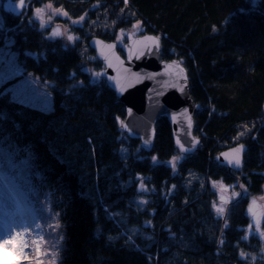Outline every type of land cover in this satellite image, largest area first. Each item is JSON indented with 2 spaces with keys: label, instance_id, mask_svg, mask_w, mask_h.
<instances>
[{
  "label": "trees",
  "instance_id": "trees-1",
  "mask_svg": "<svg viewBox=\"0 0 264 264\" xmlns=\"http://www.w3.org/2000/svg\"><path fill=\"white\" fill-rule=\"evenodd\" d=\"M30 1L31 10L45 1L60 6L80 18L82 31L74 29L79 38L65 45L23 15L2 11L0 45L14 27L17 60L52 84L49 110L0 89V184L18 218L42 232L27 251L33 259L24 261L264 264L250 256L257 237L244 236L248 198L264 184V0ZM135 23L137 33L160 37L162 59L186 67L198 105L200 144L192 154L176 151L165 118L144 152L120 129L123 103L82 68L84 49L93 54L91 36L112 40ZM237 143L247 146L240 171L215 160ZM138 175L151 190L137 189ZM211 181H237L246 193L216 215Z\"/></svg>",
  "mask_w": 264,
  "mask_h": 264
},
{
  "label": "water",
  "instance_id": "water-1",
  "mask_svg": "<svg viewBox=\"0 0 264 264\" xmlns=\"http://www.w3.org/2000/svg\"><path fill=\"white\" fill-rule=\"evenodd\" d=\"M87 45L102 62L99 76L124 105L120 129L128 138L138 140L144 152L151 151L156 122L165 118L176 151L188 155L197 150L200 138L194 133L196 107L189 92L188 73L178 58L161 59L159 36L129 31L126 42L118 46L114 40L93 35ZM241 146L240 165L230 164L229 159L235 155L233 150ZM246 150V144L237 143L221 150L215 160L230 170L240 171Z\"/></svg>",
  "mask_w": 264,
  "mask_h": 264
},
{
  "label": "rangeland",
  "instance_id": "rangeland-1",
  "mask_svg": "<svg viewBox=\"0 0 264 264\" xmlns=\"http://www.w3.org/2000/svg\"><path fill=\"white\" fill-rule=\"evenodd\" d=\"M31 3L30 0H25L24 7L21 8L18 7L19 0H0V27L3 26L1 21L2 11H5L23 15L27 18L29 23H37V27L44 30L48 38H60L65 45L79 38V31H82V29L79 28V26H81L80 18L76 19L70 17L63 8L60 6H53L47 1L40 3L31 10ZM37 9L41 11L38 13ZM42 23L45 26L42 27ZM13 29L14 27L6 29L3 43L0 45V89L2 92L8 93L9 96L16 101L42 110H49L52 105L50 95L52 84L49 81L43 80L33 72L25 70L24 66L17 60V52L12 48L15 40V31ZM74 29L79 30L77 35L73 32ZM139 29V23L117 29L113 32L112 41H116L118 46H121L126 42L127 32L132 31L136 34ZM57 30L60 34L53 36V32ZM68 36H72L74 39L69 41ZM87 48L90 49L88 45ZM91 51L93 54L87 53L86 49H84L85 53L82 68L89 75L99 78L97 72L103 65H101V67L99 66L94 51ZM195 106L198 107V105ZM138 147H140L139 143ZM174 158L177 160L178 155ZM138 177V182L136 183L137 189L141 192H148L151 190L149 182L146 183L145 175H138ZM141 185H143V189ZM210 187L218 193V200L215 203V207H213L216 211V215H223L224 213L218 214L217 208L223 207L225 211L231 202L246 193L242 184L237 181L233 184L211 181ZM141 195V197L148 198L147 196H143V194ZM221 197H223V199H221ZM12 204L11 199L0 184V240H4L10 235H15L17 233L23 235L24 241L27 244V247L24 249L26 255L13 254L11 251L0 249V264H31L32 261L28 262L27 260V262H25L24 260L26 258L31 260L34 257V254L31 256L27 254V251L33 248L32 245H34L36 241L35 236L42 233L39 227L40 224L39 226L29 227V223L26 224L18 218V215L13 214ZM247 214L250 219V224L245 228L244 236L247 238L254 235L257 237L259 243L258 252L256 254L250 253V256L252 259H256L257 257L264 259V184L259 193L249 196ZM35 249L37 250V248Z\"/></svg>",
  "mask_w": 264,
  "mask_h": 264
},
{
  "label": "snow or ice",
  "instance_id": "snow-or-ice-1",
  "mask_svg": "<svg viewBox=\"0 0 264 264\" xmlns=\"http://www.w3.org/2000/svg\"><path fill=\"white\" fill-rule=\"evenodd\" d=\"M24 3L25 0H19V5L18 7H24ZM125 3H127V0H125ZM41 10L37 9V12L39 13ZM42 27L45 26L43 23L41 25ZM59 31H55L53 32V36H57L59 35ZM74 38L72 36H68V40L72 41ZM101 42L97 41V44H99ZM108 47H112L111 45H109ZM99 75V74H97ZM175 119V117H174ZM243 150V146H241V148H237L234 149V157L229 159V163H235L237 166L240 165L241 163V159H240V152ZM175 159V158H174ZM153 160H156V157H153ZM141 188L143 189V185H141ZM221 199H223V197H221ZM215 207V205H214ZM217 212L218 214H222L224 212V208L220 207L217 208ZM27 247V244L24 241V237L23 235L17 233L15 235H10L9 237H7L4 240H0V249H4V250H8L11 251L13 254H20V255H26V253L24 252V249Z\"/></svg>",
  "mask_w": 264,
  "mask_h": 264
},
{
  "label": "bare ground",
  "instance_id": "bare-ground-1",
  "mask_svg": "<svg viewBox=\"0 0 264 264\" xmlns=\"http://www.w3.org/2000/svg\"><path fill=\"white\" fill-rule=\"evenodd\" d=\"M132 32V31H131ZM133 33V32H132ZM145 33H150V32H142V33H136V34H145ZM152 33V32H151ZM118 51L120 52V53H122L121 52V50H120V48H118ZM121 55V54H120ZM123 55V54H122ZM162 59V58H161ZM181 62V61H180ZM181 64L183 65V63L181 62ZM98 73V72H97ZM99 76V75H98ZM95 78H98V77H95ZM99 78H101L100 76H99ZM196 105V104H195ZM196 107V106H195ZM197 108V107H196ZM13 211H14V214H16L17 215V212H16V208L14 207L13 208Z\"/></svg>",
  "mask_w": 264,
  "mask_h": 264
}]
</instances>
